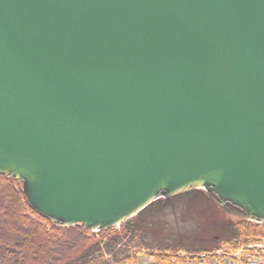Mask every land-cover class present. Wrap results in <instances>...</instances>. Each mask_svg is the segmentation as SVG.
Masks as SVG:
<instances>
[{"label": "water", "instance_id": "water-1", "mask_svg": "<svg viewBox=\"0 0 264 264\" xmlns=\"http://www.w3.org/2000/svg\"><path fill=\"white\" fill-rule=\"evenodd\" d=\"M0 174L64 227L202 189L264 224V0H0Z\"/></svg>", "mask_w": 264, "mask_h": 264}, {"label": "trees", "instance_id": "trees-1", "mask_svg": "<svg viewBox=\"0 0 264 264\" xmlns=\"http://www.w3.org/2000/svg\"><path fill=\"white\" fill-rule=\"evenodd\" d=\"M145 210L119 229L93 233L77 224L64 227L39 216L28 206L21 181L0 174V264H133L138 253L120 243L130 237V223ZM231 230V236L239 239L235 243L226 241L233 250L264 237V224L249 220L236 221ZM207 248L201 251L216 250ZM171 253L165 249L152 255L161 262L169 260Z\"/></svg>", "mask_w": 264, "mask_h": 264}, {"label": "rangeland", "instance_id": "rangeland-1", "mask_svg": "<svg viewBox=\"0 0 264 264\" xmlns=\"http://www.w3.org/2000/svg\"><path fill=\"white\" fill-rule=\"evenodd\" d=\"M166 199L161 197L132 221L130 237L120 243L138 253L137 261L165 249L171 250V254H194L207 247L226 246V241L235 243L239 239L231 236V225L238 220H248L236 209L221 206L204 189ZM259 240L264 242V237Z\"/></svg>", "mask_w": 264, "mask_h": 264}, {"label": "built area", "instance_id": "built-area-1", "mask_svg": "<svg viewBox=\"0 0 264 264\" xmlns=\"http://www.w3.org/2000/svg\"><path fill=\"white\" fill-rule=\"evenodd\" d=\"M134 264H264V242L247 243L237 250L216 249L202 254H175L167 261L156 262L154 257Z\"/></svg>", "mask_w": 264, "mask_h": 264}]
</instances>
